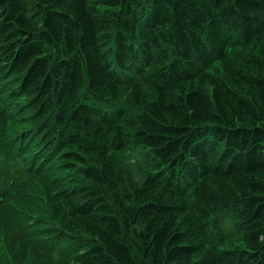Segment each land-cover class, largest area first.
Returning <instances> with one entry per match:
<instances>
[{"label": "trees", "instance_id": "obj_1", "mask_svg": "<svg viewBox=\"0 0 264 264\" xmlns=\"http://www.w3.org/2000/svg\"><path fill=\"white\" fill-rule=\"evenodd\" d=\"M0 236V264H264V0H0Z\"/></svg>", "mask_w": 264, "mask_h": 264}, {"label": "rangeland", "instance_id": "obj_2", "mask_svg": "<svg viewBox=\"0 0 264 264\" xmlns=\"http://www.w3.org/2000/svg\"><path fill=\"white\" fill-rule=\"evenodd\" d=\"M31 154V153H30ZM57 173H61V174H66V172H64L63 170L57 171ZM13 213L15 214V216L17 218L20 219V221L26 225L27 228L30 227H34L33 230L37 229L35 228V219H31L30 216H28L27 214H25L22 211H18L16 210V207L11 208ZM32 209V208H30ZM35 210H37L36 212V217L47 220V221H52L53 217L50 215L49 212H47V210H45V207L42 205V203L38 202V204L35 207ZM42 211H46V212H42ZM237 241V240H236ZM5 251V244L2 241V237L0 236V252H4Z\"/></svg>", "mask_w": 264, "mask_h": 264}, {"label": "bare ground", "instance_id": "obj_3", "mask_svg": "<svg viewBox=\"0 0 264 264\" xmlns=\"http://www.w3.org/2000/svg\"><path fill=\"white\" fill-rule=\"evenodd\" d=\"M124 9V8H123ZM128 12V11H127ZM138 19V18H137ZM129 20V19H128ZM132 20V19H131ZM131 24V23H130ZM119 27H120V25H119ZM131 27V26H130ZM128 35V34H127ZM111 36V35H110ZM103 38V37H102ZM118 38V37H117ZM107 41V40H106ZM109 44V43H108ZM109 45H111V43L109 44ZM108 47V46H107ZM110 47V46H109ZM115 47V46H114ZM116 50V49H115ZM107 51V50H106ZM117 54V53H116ZM115 56V55H114ZM117 56V55H116ZM114 59H115V57H114ZM117 60V59H116ZM113 62V61H112ZM117 62V61H116ZM115 64V63H114ZM112 66V65H111ZM114 67V66H113ZM122 68V67H121ZM125 70V69H124Z\"/></svg>", "mask_w": 264, "mask_h": 264}]
</instances>
